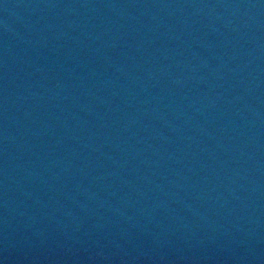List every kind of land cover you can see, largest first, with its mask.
I'll return each instance as SVG.
<instances>
[{
  "label": "water",
  "instance_id": "1",
  "mask_svg": "<svg viewBox=\"0 0 264 264\" xmlns=\"http://www.w3.org/2000/svg\"><path fill=\"white\" fill-rule=\"evenodd\" d=\"M0 264H264V0H0Z\"/></svg>",
  "mask_w": 264,
  "mask_h": 264
}]
</instances>
